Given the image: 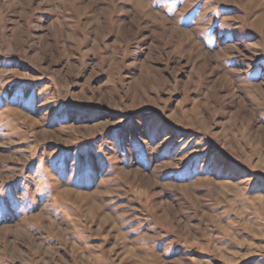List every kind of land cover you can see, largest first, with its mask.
I'll return each instance as SVG.
<instances>
[{
    "label": "rangeland",
    "instance_id": "obj_1",
    "mask_svg": "<svg viewBox=\"0 0 264 264\" xmlns=\"http://www.w3.org/2000/svg\"><path fill=\"white\" fill-rule=\"evenodd\" d=\"M0 264H264V0H0Z\"/></svg>",
    "mask_w": 264,
    "mask_h": 264
}]
</instances>
